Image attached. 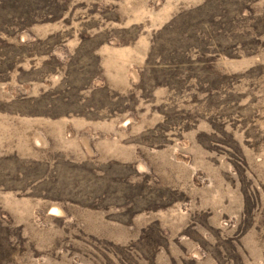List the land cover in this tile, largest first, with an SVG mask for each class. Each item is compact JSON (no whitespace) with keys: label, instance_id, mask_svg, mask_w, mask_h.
I'll return each instance as SVG.
<instances>
[{"label":"rangeland","instance_id":"1","mask_svg":"<svg viewBox=\"0 0 264 264\" xmlns=\"http://www.w3.org/2000/svg\"><path fill=\"white\" fill-rule=\"evenodd\" d=\"M0 264H264V0H0Z\"/></svg>","mask_w":264,"mask_h":264}]
</instances>
